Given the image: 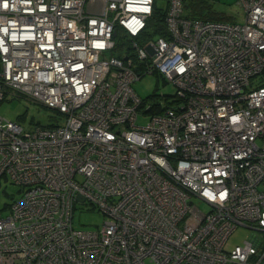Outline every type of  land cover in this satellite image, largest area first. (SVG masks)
<instances>
[{"label": "built area", "instance_id": "2783aa9c", "mask_svg": "<svg viewBox=\"0 0 264 264\" xmlns=\"http://www.w3.org/2000/svg\"><path fill=\"white\" fill-rule=\"evenodd\" d=\"M154 1L0 0V101L59 114L0 115V185L19 192L0 264H264V0H237L243 21L166 0L151 35ZM148 73L175 87L154 109L131 87ZM85 202L98 228L74 227Z\"/></svg>", "mask_w": 264, "mask_h": 264}, {"label": "rangeland", "instance_id": "374dc122", "mask_svg": "<svg viewBox=\"0 0 264 264\" xmlns=\"http://www.w3.org/2000/svg\"><path fill=\"white\" fill-rule=\"evenodd\" d=\"M189 2L197 4L198 6L201 3V13L212 12L222 14L228 19L243 21L244 12L242 7L237 4V0H185V4ZM156 5L160 8H164L166 0H156ZM187 8V6H184L185 13L188 12ZM131 87L134 89L135 93L146 102L145 106L153 105V109L158 106V104L161 106L165 104L163 95L170 100L175 92V87L170 82H165L162 77L156 73L142 75L131 84ZM150 114L151 111L140 114L137 122L139 124L146 123ZM0 115L6 119L17 121L24 129H28L36 123L44 125L49 124L51 121L57 119L59 114L39 102L24 97L11 98L6 96L0 101ZM17 189L18 186L10 185L2 180L0 185L1 216H5L8 213V208L4 207V205L9 204L14 198L19 196ZM194 202L200 209H207L204 203L197 200ZM105 218V215L96 207H92L86 202L76 203L73 225L81 229H95L101 225ZM250 234L251 230L248 227L242 225L238 226L229 235L225 243V248H230L236 244L242 243Z\"/></svg>", "mask_w": 264, "mask_h": 264}, {"label": "trees", "instance_id": "16d2710c", "mask_svg": "<svg viewBox=\"0 0 264 264\" xmlns=\"http://www.w3.org/2000/svg\"><path fill=\"white\" fill-rule=\"evenodd\" d=\"M200 4H199V6L197 4H193L190 2L185 4V0H184V6L188 7L187 8V10H188L187 14H189V15L206 17V18H213V19H226L227 18L226 16H224L222 14H217V13H212V12L201 13L202 6H200ZM164 13H165V7L164 8L158 7L156 5V0H155L154 5H153V11L151 13V16L148 19V32H149V34L158 35V34H164L165 33Z\"/></svg>", "mask_w": 264, "mask_h": 264}, {"label": "water", "instance_id": "95a60500", "mask_svg": "<svg viewBox=\"0 0 264 264\" xmlns=\"http://www.w3.org/2000/svg\"><path fill=\"white\" fill-rule=\"evenodd\" d=\"M77 197H78V198H80V199H82V196H81V195H79V194L77 195Z\"/></svg>", "mask_w": 264, "mask_h": 264}]
</instances>
